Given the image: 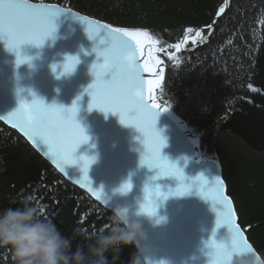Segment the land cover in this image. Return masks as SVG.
Segmentation results:
<instances>
[{"label":"trees","instance_id":"1","mask_svg":"<svg viewBox=\"0 0 264 264\" xmlns=\"http://www.w3.org/2000/svg\"><path fill=\"white\" fill-rule=\"evenodd\" d=\"M31 1L58 4L118 27L147 29L160 41L167 67L159 100L218 161L238 223L264 259V0ZM221 7L225 11L215 18ZM202 27L208 28L174 55L170 45L186 29ZM30 196L50 209V219L72 238L73 251L84 244L76 233L91 235L110 226L109 210L0 121V210L18 207ZM134 251L131 245L123 248L116 264H127ZM11 256L10 248L0 247V264H13Z\"/></svg>","mask_w":264,"mask_h":264},{"label":"water","instance_id":"2","mask_svg":"<svg viewBox=\"0 0 264 264\" xmlns=\"http://www.w3.org/2000/svg\"><path fill=\"white\" fill-rule=\"evenodd\" d=\"M29 2L41 6L44 11L59 9L60 15L55 20L57 27L54 36L46 38L40 47L26 44L13 50L5 39L0 38V121L16 131L66 180L109 211L116 205L138 207L146 202L150 194L154 200L158 199L157 214L151 217L141 215L139 219L147 233L153 257L157 261L164 260L161 264H166L165 261L168 264H214L209 244L213 240L224 243L230 237L227 226L216 223L221 219L222 210L232 211L233 223L239 226L247 239L238 223L232 200L227 196L218 161L206 156L205 149L201 150L199 137L180 116L170 108L160 112L156 129L165 138L162 156L185 174L194 193L172 196L171 192L178 187L174 182L171 190L160 191L163 192L161 197H156V190L152 191L151 186L171 178L155 180L157 170L140 164V159L146 154L143 140L139 139L140 132L133 126L121 124L118 114H105L95 108L89 110L90 97L84 89L94 79L90 70L92 63L103 61V57H97L93 51L102 52L105 47H113L119 42L120 37L111 36L105 25L124 27L108 24L58 4ZM86 28L98 31L89 39ZM207 28L192 29L205 31ZM186 35L189 33L185 30L181 41ZM66 55L79 58L75 70L68 74L62 72ZM53 65L57 66L56 72L52 70ZM166 67L164 62L158 65L157 73L164 77ZM142 75L146 80L159 78L149 73ZM160 87L154 90L156 97H159L157 91ZM145 94L148 95L146 85ZM78 96L76 119L85 128L89 140L80 145L84 148L83 153L76 151L80 159L70 163L57 159L46 149L42 150L21 128L15 126V120L8 119L9 113L19 106L20 99L29 102L40 99L46 104L57 103L68 107ZM157 102L164 105L159 100ZM110 142H117L119 149L110 148ZM87 148L94 152L86 151ZM216 180L220 181V191L227 198V204L221 207H215L210 198L205 200L196 194V190H202L205 194L211 192V184ZM125 182L131 183L132 188L127 193H121L119 189ZM145 185L148 186L147 192Z\"/></svg>","mask_w":264,"mask_h":264},{"label":"snow or ice","instance_id":"3","mask_svg":"<svg viewBox=\"0 0 264 264\" xmlns=\"http://www.w3.org/2000/svg\"><path fill=\"white\" fill-rule=\"evenodd\" d=\"M224 11V7H221L217 15ZM59 13V9L44 11L41 6L30 3L29 0H0V38L5 39L13 50L20 49L26 44L40 47L46 38L54 36L57 27L55 20ZM104 27L110 30L111 36H119L120 39L117 45L105 47L102 52L93 51L97 57H103V61L92 63L90 70L94 79L84 89L90 97L89 110L95 108L105 114H118L121 124L135 127L140 132L139 139L143 140L146 149L140 164L157 170L155 180L162 177H175L179 181V186L171 192L172 196L190 194L193 187L182 183L186 181L185 174L178 167L166 162V157L162 156L161 149L165 145V138L156 129L158 114L169 110V106L161 105L157 102L158 97L154 95V90L160 87L163 79V76L156 71L157 66L163 62L155 53L163 52L165 49L156 47L160 41L155 39L147 29L112 28L111 25ZM208 27L210 28L211 25ZM85 30L89 38L98 31L95 28ZM186 31L191 34L194 29L188 28ZM201 34V30H195V36H201ZM190 39L195 42L193 36L186 35L182 41L172 47L179 49L181 43H186ZM78 63V56L66 55L62 72L65 74L73 72ZM56 69L57 66L53 65V72H56ZM142 73H149L159 78L146 80ZM249 87L251 88L252 85ZM79 98L78 96L68 107L57 103L46 104L40 99H32L31 102L20 99L19 106L9 113L8 119L15 120V126L21 128L42 150L46 149L57 159L70 163L80 159V156H76L77 148L89 140L85 128L76 119ZM219 185V180L213 181L211 192L205 194L202 190L200 192L196 190V194L204 197L205 200L210 198L215 207L216 205L221 207L227 204V198L220 191ZM131 188V183L125 182L121 185L119 192L127 193ZM160 188L159 184L155 186L156 197L162 195ZM145 191H148L147 185H145ZM167 198L163 197V199ZM28 199L33 200L35 197L30 196ZM158 201V199L154 200L150 194L146 202L140 205L141 211L150 217L155 216ZM36 203L40 206L42 218L50 219L52 215L50 209L41 205L39 200ZM216 223L218 226L226 225L230 237L224 243L213 240L209 244L214 264H224L230 249L243 247L253 250L239 226L233 223L230 209L222 210L221 219Z\"/></svg>","mask_w":264,"mask_h":264},{"label":"clouds","instance_id":"4","mask_svg":"<svg viewBox=\"0 0 264 264\" xmlns=\"http://www.w3.org/2000/svg\"><path fill=\"white\" fill-rule=\"evenodd\" d=\"M18 203V207L0 210V247L11 249L13 264H116L123 248L130 245L135 251L127 264L164 261H157L152 255L139 219L146 215L140 209L141 204L113 206L110 226L91 235L83 231L76 233L84 244H78L73 251L72 238L63 235L51 219L42 218L38 204L28 198ZM224 264H264V259L254 249L241 247L230 249Z\"/></svg>","mask_w":264,"mask_h":264},{"label":"bare ground","instance_id":"5","mask_svg":"<svg viewBox=\"0 0 264 264\" xmlns=\"http://www.w3.org/2000/svg\"><path fill=\"white\" fill-rule=\"evenodd\" d=\"M201 142V141H200ZM201 144V143H200ZM108 146L110 147V148H112L113 150H118L119 149V146H118V143L117 142H110L109 144H108ZM203 149H205V147L201 144V150H203ZM77 151H79V152H81V153H83L84 152V148L83 147H81V146H79L78 148H77ZM86 151H88V152H90V153H93L94 152V150H92L91 148H87L86 149ZM205 151H206V149H205ZM56 170V169H55ZM57 171V170H56ZM58 172V171H57ZM59 173V172H58ZM60 174V173H59ZM98 175H100V174H96V176H98ZM102 176H104V175H102ZM170 180L169 181H165V182H157L155 185H152L151 186V189H152V191H155L156 189H155V186L157 185V184H159V185H161V188L159 189V191H163V192H168L169 190H171L172 188H173V186H174V182H176L177 183V185H178V183H179V181L175 178V177H171L170 176ZM182 183H186V186H188V187H190V182H187V181H183ZM179 186V185H178ZM151 191V192H152ZM162 192V193H163ZM191 193H194V191L192 190L191 191ZM190 193V194H191ZM187 195V194H186ZM186 195H184V196H186ZM185 198V197H184ZM98 203V202H97ZM99 204V203H98ZM102 206V205H101ZM103 207V206H102ZM104 208V207H103ZM106 209V208H105Z\"/></svg>","mask_w":264,"mask_h":264},{"label":"rangeland","instance_id":"6","mask_svg":"<svg viewBox=\"0 0 264 264\" xmlns=\"http://www.w3.org/2000/svg\"><path fill=\"white\" fill-rule=\"evenodd\" d=\"M191 36H193V37H194V36H195V34H194V33H192V34H191ZM4 125H5V124H4ZM26 142H27V141H26ZM27 143H28V142H27ZM28 144H29V143H28ZM29 145H30V144H29ZM30 146H31V145H30ZM31 148H32V149H34L32 146H31ZM34 150H35V149H34ZM35 152H37V151L35 150ZM37 153H38V152H37ZM38 154H39V153H38ZM39 155L41 156V154H39ZM41 157H42V156H41ZM42 158H43V157H42ZM43 159H44V158H43ZM44 160H45V159H44ZM45 161H46V160H45ZM46 162H47V161H46ZM61 176L63 177V175H61ZM63 178L65 179V177H63ZM67 181H68V180H67ZM68 182H69V181H68ZM69 183L71 184V182H69ZM77 188H78V187H77ZM80 190H81V189H80ZM82 192H83V191H82ZM88 196H89V195H88ZM99 204H100V203H99ZM100 205H101V204H100ZM108 210H109V209H108ZM110 212H111V211H110Z\"/></svg>","mask_w":264,"mask_h":264}]
</instances>
